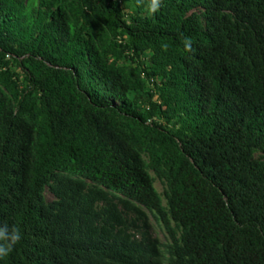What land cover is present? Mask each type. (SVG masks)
<instances>
[{
  "label": "trees",
  "instance_id": "trees-1",
  "mask_svg": "<svg viewBox=\"0 0 264 264\" xmlns=\"http://www.w3.org/2000/svg\"><path fill=\"white\" fill-rule=\"evenodd\" d=\"M0 222L2 264H264V0H0Z\"/></svg>",
  "mask_w": 264,
  "mask_h": 264
},
{
  "label": "clouds",
  "instance_id": "clouds-1",
  "mask_svg": "<svg viewBox=\"0 0 264 264\" xmlns=\"http://www.w3.org/2000/svg\"><path fill=\"white\" fill-rule=\"evenodd\" d=\"M163 0H146L147 10L150 14H157L162 7ZM185 51L192 50L193 41L188 37L182 39ZM22 233L16 226L0 222V264L11 255L16 246L22 241Z\"/></svg>",
  "mask_w": 264,
  "mask_h": 264
},
{
  "label": "rangeland",
  "instance_id": "rangeland-1",
  "mask_svg": "<svg viewBox=\"0 0 264 264\" xmlns=\"http://www.w3.org/2000/svg\"><path fill=\"white\" fill-rule=\"evenodd\" d=\"M46 198L48 199V200H51V195L48 193V192H46ZM160 237H162V235H159Z\"/></svg>",
  "mask_w": 264,
  "mask_h": 264
}]
</instances>
